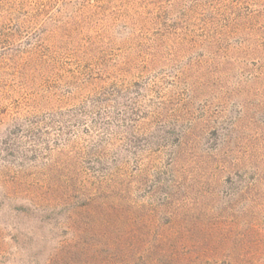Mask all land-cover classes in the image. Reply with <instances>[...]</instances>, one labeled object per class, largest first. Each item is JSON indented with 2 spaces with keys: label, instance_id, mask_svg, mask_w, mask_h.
<instances>
[{
  "label": "rangeland",
  "instance_id": "1",
  "mask_svg": "<svg viewBox=\"0 0 264 264\" xmlns=\"http://www.w3.org/2000/svg\"><path fill=\"white\" fill-rule=\"evenodd\" d=\"M0 264H264V0H0Z\"/></svg>",
  "mask_w": 264,
  "mask_h": 264
},
{
  "label": "trees",
  "instance_id": "2",
  "mask_svg": "<svg viewBox=\"0 0 264 264\" xmlns=\"http://www.w3.org/2000/svg\"><path fill=\"white\" fill-rule=\"evenodd\" d=\"M132 86V83L130 82H126L125 85L121 86V87H117L116 89L113 87L110 89V93L107 92V96L106 95H103L102 97L105 98L107 97V99H111V98H123L124 97V94L131 88ZM101 89H104V88H101ZM105 91V89H104ZM103 93V90L102 92L100 91V96L101 94ZM95 97L99 98V96L95 95ZM97 98L95 99H92L91 100H96ZM102 99H97V100H103Z\"/></svg>",
  "mask_w": 264,
  "mask_h": 264
}]
</instances>
